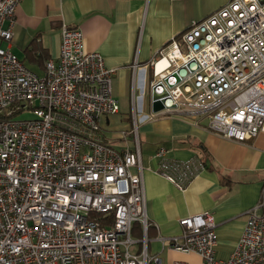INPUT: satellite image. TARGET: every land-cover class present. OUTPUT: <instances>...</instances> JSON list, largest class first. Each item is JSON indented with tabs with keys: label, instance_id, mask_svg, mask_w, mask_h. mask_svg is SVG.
Segmentation results:
<instances>
[{
	"label": "built area",
	"instance_id": "obj_1",
	"mask_svg": "<svg viewBox=\"0 0 264 264\" xmlns=\"http://www.w3.org/2000/svg\"><path fill=\"white\" fill-rule=\"evenodd\" d=\"M19 2L0 0V39L11 40ZM60 36L42 74L0 45V264H163L147 250L135 116L133 146L117 149L96 136L101 116L119 110L116 68L84 48L80 28L63 23ZM150 65L149 102L161 103L152 116L204 114L210 130L236 140L264 131V0H226L173 36ZM154 156L156 172L180 189L206 167L198 155L172 157L163 146ZM263 204L245 210L226 258L215 255L210 210L181 216V231L167 242L197 252L200 264H264Z\"/></svg>",
	"mask_w": 264,
	"mask_h": 264
},
{
	"label": "crops",
	"instance_id": "obj_2",
	"mask_svg": "<svg viewBox=\"0 0 264 264\" xmlns=\"http://www.w3.org/2000/svg\"><path fill=\"white\" fill-rule=\"evenodd\" d=\"M226 0H20L11 40L0 39L29 68L44 71V61L55 57L63 23L78 27L86 50H96L107 66L115 67L112 92L116 113L100 118L97 138L117 149L134 144V118L141 163L147 227V250L163 264L181 260L200 264L195 251L168 244L181 231V216L212 211L215 255L226 258L241 234L245 210L264 199V131L250 140L228 138L210 130L204 114H150V61L176 34ZM122 102H126L122 106ZM163 146L176 158L198 155L205 169L183 189L155 170V150ZM264 210V204L259 208ZM132 236H142L139 222ZM139 248V244L133 246Z\"/></svg>",
	"mask_w": 264,
	"mask_h": 264
},
{
	"label": "water",
	"instance_id": "obj_3",
	"mask_svg": "<svg viewBox=\"0 0 264 264\" xmlns=\"http://www.w3.org/2000/svg\"><path fill=\"white\" fill-rule=\"evenodd\" d=\"M155 95L156 94L154 92H152V96L155 97ZM151 106H152V110H157V109H159L161 107V103H160V101L155 100V101L152 102Z\"/></svg>",
	"mask_w": 264,
	"mask_h": 264
},
{
	"label": "rangeland",
	"instance_id": "obj_4",
	"mask_svg": "<svg viewBox=\"0 0 264 264\" xmlns=\"http://www.w3.org/2000/svg\"><path fill=\"white\" fill-rule=\"evenodd\" d=\"M32 67L35 69V71H37L38 73H41L42 71H41V69L40 68H38L37 66H34V65H32ZM126 104V102H122V106L123 105H125ZM25 115H27V113H24V116Z\"/></svg>",
	"mask_w": 264,
	"mask_h": 264
},
{
	"label": "trees",
	"instance_id": "obj_5",
	"mask_svg": "<svg viewBox=\"0 0 264 264\" xmlns=\"http://www.w3.org/2000/svg\"><path fill=\"white\" fill-rule=\"evenodd\" d=\"M179 33H180V32H179ZM179 33H178V34H179ZM178 34H176V35H178Z\"/></svg>",
	"mask_w": 264,
	"mask_h": 264
}]
</instances>
